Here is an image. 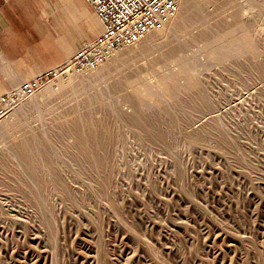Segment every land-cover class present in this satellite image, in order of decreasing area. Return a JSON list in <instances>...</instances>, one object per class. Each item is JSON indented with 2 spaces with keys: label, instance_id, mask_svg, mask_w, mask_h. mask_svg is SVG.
<instances>
[{
  "label": "rangeland",
  "instance_id": "obj_1",
  "mask_svg": "<svg viewBox=\"0 0 264 264\" xmlns=\"http://www.w3.org/2000/svg\"><path fill=\"white\" fill-rule=\"evenodd\" d=\"M158 29L0 95V264H264V0H179Z\"/></svg>",
  "mask_w": 264,
  "mask_h": 264
},
{
  "label": "crops",
  "instance_id": "obj_2",
  "mask_svg": "<svg viewBox=\"0 0 264 264\" xmlns=\"http://www.w3.org/2000/svg\"><path fill=\"white\" fill-rule=\"evenodd\" d=\"M101 32L84 0H0V95L61 65Z\"/></svg>",
  "mask_w": 264,
  "mask_h": 264
},
{
  "label": "built area",
  "instance_id": "obj_3",
  "mask_svg": "<svg viewBox=\"0 0 264 264\" xmlns=\"http://www.w3.org/2000/svg\"><path fill=\"white\" fill-rule=\"evenodd\" d=\"M102 25V32L56 68L15 87L10 100L28 98L50 78L101 67L119 49L134 45L176 14L179 0H84ZM1 102H7L4 97Z\"/></svg>",
  "mask_w": 264,
  "mask_h": 264
},
{
  "label": "bare ground",
  "instance_id": "obj_4",
  "mask_svg": "<svg viewBox=\"0 0 264 264\" xmlns=\"http://www.w3.org/2000/svg\"><path fill=\"white\" fill-rule=\"evenodd\" d=\"M259 1V0H258ZM257 4V3H256ZM179 6V5H178ZM260 6V5H259ZM183 18V17H182ZM221 20V19H220ZM235 25V24H234ZM244 25V24H243ZM161 28V27H160ZM246 28V27H245ZM157 30H159V29H157ZM222 31H224V30H222ZM224 33V35L222 36V39H224V40H228L229 38H231L232 37V33H231V31H228L227 33H225V32H223ZM248 33H250V32H248ZM241 35V34H240ZM239 36V35H238ZM242 37H243V39H245V41H246V44H245V46H250V36L247 34V33H243V35H242ZM215 38H216V36H215ZM253 40V39H252ZM218 42V41H217ZM221 43V42H220ZM233 43V42H232ZM217 44V43H216ZM206 46H207V44H205ZM208 45H209V47H212L213 45H215L214 44V42H210V41H208ZM239 46V45H238ZM238 46H236L237 47V49H238ZM242 46V45H241ZM218 47V46H217ZM208 48V47H207ZM214 48H216L215 46H214ZM230 48V47H229ZM234 48V47H233ZM243 48V47H242ZM247 49V48H246ZM212 51H213V49H211ZM225 50V49H224ZM242 51V50H241ZM255 53V52H254ZM218 54H219V52H218ZM226 54V53H225ZM227 55H229V54H227ZM216 56V55H215ZM233 57V56H232ZM106 64V63H105ZM104 66V65H103ZM151 68V67H150ZM156 72V71H155ZM166 75H168V74H166ZM171 76V75H170ZM169 76V77H170ZM166 78V77H165ZM167 79H168V77H167ZM175 76H171V78H169L167 81L166 80H163V82H162V87L163 88H161L163 91H164V94L166 95V96H169V97H172V98H174L175 99V97L176 96H174V93H176V94H178V92L180 91V85L178 86L177 85V83L175 82ZM161 81V80H160ZM120 82V81H119ZM143 84V83H142ZM161 85V84H160ZM142 86V85H141ZM141 86H138V87H134V91H133V93L136 95V97L138 98V101L140 102L141 100H142V98L143 97H147L148 95H149V89H146V88H142ZM120 89V88H119ZM159 89V88H158ZM46 90V89H45ZM132 90V89H131ZM51 91V88H47V90H46V92H50ZM95 92V91H94ZM132 92V91H131ZM151 94V93H150ZM128 95V94H127ZM132 95V94H131ZM42 96H44V95H42ZM133 98V97H132ZM97 99V98H96ZM100 99V98H99ZM134 99V98H133ZM138 115V113H136V114H134L133 116H131L130 117V120L131 121H133L134 123H137L136 125L137 126H141V124H143V121H141V120H139V119H137V116ZM76 123V122H75ZM67 124V123H66ZM70 124V123H69ZM83 124V123H82ZM63 125V124H62ZM86 125V124H85ZM65 126H67V125H65ZM70 126V128H71V130H73V131H76L77 130V125L76 124H73V122L69 125ZM57 127V126H56ZM59 127H60V125H59ZM64 127V126H63ZM78 127H79V125H78ZM81 127H83V126H81ZM89 127V126H88ZM91 127V126H90ZM54 128V127H53ZM93 128V127H92ZM95 128V127H94ZM93 128V129H94ZM85 129V128H84ZM89 129V128H88ZM87 128H86V130H88ZM57 130V129H56ZM59 130V129H58ZM64 130V129H63ZM72 131V132H73ZM83 131V130H82ZM77 132V131H76ZM46 133V132H45ZM75 133V132H74ZM73 133V134H74ZM87 133V132H86ZM42 134V133H41ZM47 135V134H46ZM56 135V134H55ZM80 135V134H79ZM92 135V134H91ZM88 136H89V134H88ZM34 137H35V135H34ZM74 137V136H73ZM72 137V138H73ZM76 137V136H75ZM74 137V138H75ZM91 138V137H90ZM92 138H94V136L92 137ZM89 140V139H88ZM87 140V141H88ZM74 141V140H73ZM38 143V142H37ZM81 143V142H80ZM87 144V143H86ZM90 144V143H89ZM96 145V144H95ZM94 145V146H95ZM33 146V145H32ZM89 146V145H88ZM97 146H98V144H97ZM28 147V146H27ZM42 147V146H41ZM77 147V146H76ZM79 148H80V154H83L84 152L86 153V147L84 146V145H79L78 146ZM92 148V147H91ZM49 149V148H48ZM87 149H89V147L87 148ZM95 149H97L96 147L94 148V151H95ZM90 150V149H89ZM92 150V149H91ZM75 151H77V150H75ZM94 151H92V152H94ZM41 152V151H40ZM21 153H22V155L23 156H21L20 158H22L23 157V159L25 160V161H27L28 163H29V165L31 166V168L32 169H34L35 168V166H36V164H35V162H34V159H33V156H32V151L31 150H29V149H26V147H25V149H22V151H21ZM37 153V152H36ZM97 153V152H96ZM45 154V153H44ZM48 154V153H47ZM79 154V153H78ZM98 154V153H97ZM42 155V154H41ZM52 155V154H51ZM94 155H95V153H94ZM93 155V156H94ZM36 156H38V155H36ZM44 156V155H43ZM76 156V155H75ZM83 156V155H82ZM87 156H88V154H87ZM92 156V155H91ZM92 156V157H93ZM97 156V155H96ZM96 156H94V157H96ZM99 156V155H98ZM35 157V156H34ZM86 156H84V158H85ZM89 157V156H88ZM101 157V156H100ZM100 157H97V159L96 160H98V158L100 159ZM46 158V157H45ZM94 159V160H95ZM102 159H103V156H102ZM101 159V160H102ZM104 160V159H103ZM102 160V161H103ZM21 161V160H20ZM49 161V160H48ZM100 161V160H99ZM104 162H106V161H104ZM47 163H49V162H47ZM28 165V166H29ZM47 166H49L48 164H47ZM49 168H50V166H49ZM30 169V168H29ZM29 169H28V173L29 174H32V173H34V171L33 172H29ZM50 171V170H49ZM51 172V171H50ZM55 173V172H54ZM57 173V172H56ZM56 173L54 174L55 176H56ZM33 176L35 175V173L34 174H32ZM51 175V174H50Z\"/></svg>",
  "mask_w": 264,
  "mask_h": 264
}]
</instances>
